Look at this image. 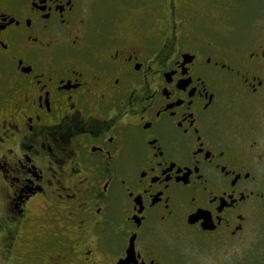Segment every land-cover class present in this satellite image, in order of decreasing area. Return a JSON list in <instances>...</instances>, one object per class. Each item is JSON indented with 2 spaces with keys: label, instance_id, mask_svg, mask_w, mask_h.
Masks as SVG:
<instances>
[{
  "label": "flooded vegetation",
  "instance_id": "flooded-vegetation-1",
  "mask_svg": "<svg viewBox=\"0 0 264 264\" xmlns=\"http://www.w3.org/2000/svg\"><path fill=\"white\" fill-rule=\"evenodd\" d=\"M262 1L0 0V264H264Z\"/></svg>",
  "mask_w": 264,
  "mask_h": 264
},
{
  "label": "rangeland",
  "instance_id": "rangeland-1",
  "mask_svg": "<svg viewBox=\"0 0 264 264\" xmlns=\"http://www.w3.org/2000/svg\"><path fill=\"white\" fill-rule=\"evenodd\" d=\"M261 1L262 0H258V2H261ZM114 2H115V0H100V2H98V4L95 6V9L98 13L103 12V17H106V16L110 15V12L112 11V6H113ZM149 2H150V4H152L154 2V0H149ZM223 4H225L224 8H226V7L230 8L227 5L229 3H223ZM245 6H250V5L245 4ZM135 7H138V10H140L142 6H135ZM138 10H136V11H138ZM258 10H260L259 12H260L261 16L263 17L264 16V6H261V5L258 6ZM133 11L136 12L135 10H133ZM232 12L233 13L231 14V17L239 22V15L241 14V9L235 8L234 10H232ZM226 23L228 24L227 21H226ZM15 262H16V259H15ZM210 264H214V263H210Z\"/></svg>",
  "mask_w": 264,
  "mask_h": 264
},
{
  "label": "snow or ice",
  "instance_id": "snow-or-ice-1",
  "mask_svg": "<svg viewBox=\"0 0 264 264\" xmlns=\"http://www.w3.org/2000/svg\"><path fill=\"white\" fill-rule=\"evenodd\" d=\"M0 142H2V141H0ZM9 151H10V149H9ZM49 152H51V149H49ZM54 159H55V157H53ZM59 163H62V161H59ZM49 171H51V168H49ZM53 175H55V173H53ZM49 183L51 182V181H48ZM36 190H39V177H37V186H36V188L35 189H29V191L30 192H35ZM17 195H20V193H17ZM28 198V196H27V194H25V195H23V197H22V199H27ZM0 203H2V199H0ZM11 209H9V211H10Z\"/></svg>",
  "mask_w": 264,
  "mask_h": 264
}]
</instances>
